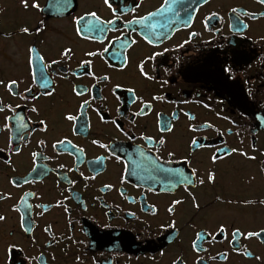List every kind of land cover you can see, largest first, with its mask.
I'll list each match as a JSON object with an SVG mask.
<instances>
[{"label": "flooded vegetation", "instance_id": "obj_1", "mask_svg": "<svg viewBox=\"0 0 264 264\" xmlns=\"http://www.w3.org/2000/svg\"><path fill=\"white\" fill-rule=\"evenodd\" d=\"M33 2L39 8H33ZM27 3L25 8L22 0H0V80L5 82L0 84V101L19 105L16 110L28 117L30 129H35L28 132L27 140L21 133L19 154L10 151L9 133L0 132V195H6L0 199V215L5 217L0 221V264H179L181 260L183 264H264V237L241 236L238 254L229 227H239L242 232L264 228V205L242 203L264 200V4L259 0H208L195 10L193 0H178L176 16L154 21L161 43L148 45L140 26L127 33L137 43L126 49L128 63L120 68L112 59L117 48L108 41L125 31L123 21L130 19L131 13L120 16V31H110L99 43L77 36L75 18L96 11L110 19L103 0ZM161 3L163 0H143L137 14L153 11ZM118 6L132 7L133 0H118ZM233 7L255 13L257 18L232 13ZM210 13L219 15L213 18ZM190 14L194 19L185 27L183 22ZM24 27L28 34L20 31ZM33 45L46 61H61L48 69L54 81L51 96L43 95L44 90L32 83L27 49ZM65 47L72 49L68 58L60 56ZM89 51L98 54L86 56ZM153 52L160 55L144 65L155 77L149 81L140 75L137 65ZM85 60H91L90 70L96 77L107 75L109 79L88 76V68L81 64ZM81 68L83 75L79 74ZM64 76L67 78H61ZM9 79L18 80L21 94L31 86L38 98L25 101L12 96L5 88ZM117 84L120 87L114 90ZM77 85L89 91L76 96L73 87ZM129 88L135 89V97ZM154 95L163 99L152 100ZM83 100L90 103L79 116ZM144 102L151 108H145ZM33 106L38 112L31 111ZM142 109L146 114L137 115ZM67 113L78 115L82 126L86 122L90 127L83 134H73L75 122L64 119ZM10 114L7 110L0 113V127L4 116ZM41 119L46 120L47 131H41ZM206 121L213 127L197 131L189 127ZM165 122L172 125L170 132L160 131ZM143 135L154 140L163 136L165 146L159 152L148 150ZM64 137L84 150L82 162H77L75 153L52 147ZM194 137L204 147L192 151ZM94 139L111 146L101 148L91 143ZM40 140L45 141L44 147ZM137 146L146 149V157L159 155L162 160L167 159V151L175 152L170 166L183 168L186 174L195 169L196 185L187 190L182 185L173 188L171 177L144 165L136 168L132 161L140 159L133 155ZM224 147L238 151L213 162L212 154ZM241 151L255 159L240 155ZM32 152L41 153L35 168ZM97 156L107 159L95 167L90 162ZM182 157H188V162ZM9 158L11 162L6 163ZM126 166L132 175L125 173ZM209 171L216 174L212 183L206 178ZM122 176H127L124 182ZM25 177L33 182L23 183ZM13 178H17V186L10 183ZM200 178L205 180L203 185ZM104 185L112 187L105 189ZM26 192L35 194L27 199L31 208L13 211ZM193 196L200 205L198 210ZM176 199L182 203L169 214L167 208ZM57 201H61L59 206ZM22 216L25 227L29 222L33 225L28 233L21 227ZM173 220L175 227L171 226ZM221 223L227 227L226 235L216 231ZM200 229L212 236L200 242L206 251L197 253L191 242ZM9 245L15 247L9 250ZM245 248L251 257L243 255ZM220 253H227V259H221Z\"/></svg>", "mask_w": 264, "mask_h": 264}, {"label": "snow or ice", "instance_id": "obj_2", "mask_svg": "<svg viewBox=\"0 0 264 264\" xmlns=\"http://www.w3.org/2000/svg\"><path fill=\"white\" fill-rule=\"evenodd\" d=\"M143 0H133L132 7H126L121 8L118 6V0H103V5L110 10L111 18L110 19H104L96 11H88L85 12L84 15L79 16L75 18L76 23V34L81 39H87V40H93L97 41L99 43H103L105 39H107V34L110 31H120V29L117 27V22L120 20V16L125 13H131V18L124 20L123 25L125 31L120 32V36H113L111 40L108 41L110 45H114L117 50L113 51L112 53V59L119 62V67L124 68L127 66L128 59L125 54L126 49L131 48L133 45L137 43L135 39H133L130 35H127L129 32H135L136 27L140 26V34L142 39L148 44V45H154L162 42V37L156 32V28L158 25L154 23L155 19L157 17L161 18H168L170 16H176L175 12V6L178 2V0H163V3L159 5L158 8H156L153 11H146L143 15L137 14V9L141 7ZM22 3L25 8L28 7L27 0H22ZM117 3V6L114 7L113 4ZM208 3V0H193V4L191 7H193L195 10H198L200 6L203 4ZM259 3L264 4V0H259ZM33 8H39V4L33 2L32 4ZM232 13H236L238 15H248L252 17L253 19H256L255 13H249L244 12L242 9L233 7L230 9ZM119 14V15H118ZM218 13H210V16L215 18L218 16ZM261 15H264L262 13ZM194 19V14H190L188 17V20L184 21V26L188 27L190 26V21ZM207 19V18H206ZM245 28L248 26L245 24ZM21 32L28 34L29 29L27 27H24L20 29ZM39 31V29H37ZM167 34L165 33L164 36ZM191 35H195V33H191ZM105 52L108 51L107 48L104 49ZM28 52V58H27V64H28V70L29 74L31 76V80L33 84H38L41 89H43V95L45 96H51L54 92V81L50 78V74L48 72V69L51 67V65H55L58 63H61L58 59H50L48 61L45 60V56L41 54L40 50L36 48L34 45L29 46L27 49ZM72 53V49L70 47L63 48V51L60 53V56L62 58H68L70 57ZM98 54L97 51H89L86 52L85 55L92 57L96 56ZM160 55L158 52H153L151 56H146L144 59L140 60L137 68L140 73V75L145 80H154L155 77L150 75L149 72L145 71L144 65L147 61L152 60L155 56ZM91 60H85L81 61V64L88 68L87 75L90 77H93V79L96 80H104L107 81L109 77L107 75L96 77L95 74L90 70L91 66ZM167 71V69H165ZM79 74H84V69H79ZM61 78H67L66 76ZM167 81H164L163 83H166ZM5 82L3 80H0V84H4ZM120 85H115L114 90L119 89ZM6 90L14 97H20V99L27 100L28 97H31L32 100H36L38 98L37 94L33 91L32 87H26L24 89V94H21L19 91V82L17 79H9L7 83L5 84ZM89 91L86 87L81 86H74L73 87V93L76 96H83L85 93ZM129 93L132 94L133 97H135V89L129 88ZM91 99H95V97H91ZM163 97L161 96H152V100H161ZM90 103V100H83L79 105V116H83L85 114V110L88 108ZM144 107L147 109L151 108V104L148 102H144ZM207 107V105H205ZM19 108V105H16L15 107L12 104H4L2 101H0V113L5 112L7 110L10 115L4 116V123L2 127H0V132L7 131L9 133L7 139L8 144L11 152H14L16 154H19L21 151L20 144L18 141L22 138L21 133H24L23 139L27 140V134L29 131H35V129H30L29 124V118L24 116L20 111H17L16 109ZM32 112H38V109L33 106L31 109ZM146 112L142 109L137 115H145ZM78 115H73L71 113H67L64 116V119L68 121L75 122L72 127L73 134H83L86 132V128L90 127V124H87L84 122V125L82 126V122L78 119ZM175 118V117H173ZM103 119V117L101 118ZM189 119H195V117L190 116ZM112 123H116L115 121H112ZM39 124L41 125V131H47L48 124L46 123L45 119H41L39 121ZM192 131H197L201 128H211L213 127L212 124L209 122H204L202 125H190L189 126ZM117 128L124 132L125 135H128V133L121 128L119 125H117ZM172 130V125L170 123H163V126L160 127L161 132H170ZM145 143L148 145V150L155 149L156 152H159V150L165 146V139L163 136L160 137L159 140H154L152 136L143 135L142 136ZM15 143V147H12V145ZM38 143L41 145V147L45 146V141L40 140ZM92 144L98 145L101 148L109 149L110 144H104L101 143L99 140H92ZM52 147L57 150L65 151V152H71L76 154V160L77 162H82L83 159V152L84 150L72 143V141L68 140L67 137H64L62 139L56 140ZM190 147L192 151H195L197 148L204 147V145H201L197 142V139L194 137L191 140ZM253 149H255V146L253 145ZM146 149L143 146H137V151L133 153V155H137L140 159L138 161H132L133 164H135L136 168H140L142 165L146 166L147 168H150L153 172L158 174H163L166 177H171L175 184L172 185L173 188H175L177 185H182L185 187V190L188 189L189 186H195L197 183L196 179V170L191 169L190 174H186L185 170L183 168L179 167H171L170 165L175 162V156L176 153L173 151H167V159L162 160L161 156L155 155L154 157H146L145 156ZM238 150L235 148H217L216 151L212 154V161L215 162L216 160H219L225 156L231 155L232 153L237 152ZM115 150L113 149V154ZM33 157V166L35 168V161L37 157L41 156V153L39 152H32L31 153ZM240 155H243L247 157L248 159H255L254 156L248 157V154L246 152L241 151ZM47 159V157H45ZM107 159L105 156H97L95 157V160L90 162L95 167L99 166V163L103 160ZM117 160L120 159L119 156L116 157ZM182 159L185 161V163L188 162V157H182ZM6 163H10L9 160L5 161ZM165 165H169L166 167ZM60 168L63 167V165L59 166ZM71 170V169H70ZM125 173L130 176L132 175V172H130L125 167ZM82 175V174H81ZM94 179V177H92ZM127 178V176H122L121 182H124V180ZM207 181L209 183H212L216 179V174L213 171H209L207 174ZM64 180H68L67 176H63ZM23 183L27 184L30 182H33L30 180L29 177H25L22 181ZM199 184L203 185L205 183V180L203 178L199 179ZM10 183L13 184V186L18 185L17 178H13L10 180ZM70 183H74L73 181H70ZM112 185H104L105 189H110ZM35 194L32 192H26L23 196L20 197V200L18 201L17 205H13V211L19 212L21 210V207H24L26 209H30L31 205L27 204V199L31 196H34ZM6 195H0V199H5ZM219 199V197H217ZM193 202L194 207L198 210L200 208V205L198 203H195V196H193ZM182 201L179 199L172 200L170 205L167 208V212L169 214H173L176 210V205L181 204ZM228 203H232L231 200L228 201ZM244 204H252V203H259L264 205V200H244L242 201ZM57 206L61 204V201L56 202ZM36 207H40V205H36ZM45 210H47V206H45ZM67 211V209H65ZM154 213L156 211L155 206H152L151 209ZM5 217L3 215H0V221H3ZM21 227L23 230L28 233L31 231L32 224L29 222L28 226L25 227V224L23 222V216L21 217ZM171 226L175 227V221H171ZM229 227H232V241H235L236 244L234 245V250H236L239 254V239L241 236H243L245 239L251 238V237H264V228H261L259 231H247L242 232L239 227H234L229 225ZM48 231V229H46ZM217 233L220 235H226L227 234V227L225 224L221 223L216 229ZM212 236V233H209L205 231L204 229H200L195 233V238L191 242V247L193 251L199 253L201 251H206V249L203 248L202 244L200 243L203 241L206 237ZM215 237L213 236V239ZM264 242V241H262ZM231 243V241H230ZM15 247V245H9L8 249ZM221 259H227V253H220L218 254ZM243 255L247 257H251L253 254L247 250V248L244 249ZM214 258V257H213ZM77 260L80 258L77 257ZM255 259L259 260L260 257L256 256ZM179 260V258H178ZM197 260H202L201 257L197 256ZM173 264H177V261H174ZM179 264H183V261H179Z\"/></svg>", "mask_w": 264, "mask_h": 264}]
</instances>
